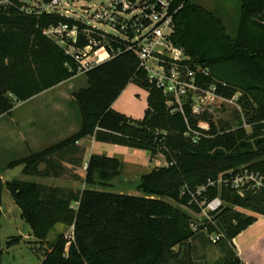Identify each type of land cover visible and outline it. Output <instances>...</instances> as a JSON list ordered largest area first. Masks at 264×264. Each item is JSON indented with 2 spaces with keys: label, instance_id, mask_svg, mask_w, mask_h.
<instances>
[{
  "label": "trees",
  "instance_id": "1",
  "mask_svg": "<svg viewBox=\"0 0 264 264\" xmlns=\"http://www.w3.org/2000/svg\"><path fill=\"white\" fill-rule=\"evenodd\" d=\"M167 1L172 15L171 42L189 56L188 67L199 64L208 71V75L196 74V84L203 88L213 84L215 92L226 98L239 93L250 132L242 125H216L206 110L192 113L189 101L181 109L168 104V97L148 79L124 41L95 30L90 35L105 45L111 57L84 71L87 84L74 93L81 116L79 129L8 167L23 164V175L40 177L58 176L63 161L81 167L83 151L76 142L86 136L144 150L150 159L161 154L166 165L140 175L138 189L143 195L91 188L65 193L58 187L0 178V206L6 188L32 236L43 241L58 223L71 228L69 236L60 233L49 243L50 250L40 264H185V260L171 261V250L180 245L177 253H183L182 246L196 232L187 227V215L163 197L189 205L187 189L240 166L264 175V0H238L239 17L232 31L220 17L192 0ZM59 23L77 25L74 47L88 44L81 32L84 25L70 17L0 12V26L4 27L0 34V115L13 107L10 94L16 101L26 100L76 72L78 64L72 56L42 34L43 28ZM64 62L71 65L72 72ZM129 82L147 92L140 119L111 108ZM41 163L43 169H39ZM121 167L116 157L92 154L85 165L84 181L94 185L97 176L99 186H108ZM216 194L213 188L209 196ZM221 196L234 206L264 215V188L243 195L226 189ZM213 215L214 224L207 223L208 231H222L227 242L256 219L231 206H223ZM20 240V235L13 236L5 247ZM2 252L0 249V255ZM219 264L242 263L232 255Z\"/></svg>",
  "mask_w": 264,
  "mask_h": 264
},
{
  "label": "rangeland",
  "instance_id": "2",
  "mask_svg": "<svg viewBox=\"0 0 264 264\" xmlns=\"http://www.w3.org/2000/svg\"><path fill=\"white\" fill-rule=\"evenodd\" d=\"M73 2L75 4L74 8H77L80 5H87L91 3H106L108 0H73ZM192 2L205 7L220 17L229 31H232V29L236 26V22L239 17L238 0H192ZM103 28L109 31L107 27L104 26ZM3 30L4 27L0 26V34ZM42 34L58 46L65 55L72 56L71 53L78 49L77 47L72 48L67 45V39L70 38L64 34L47 33L46 28L42 29ZM90 55H92V53ZM89 61L93 62L92 56L89 58ZM63 66L66 67L68 71H73V68L68 62H64ZM193 67L198 69L201 65L194 64ZM196 74L199 73L197 72ZM86 84L85 75L82 71H79L77 67L76 72L73 73L69 79L47 88L49 91L45 96L36 97L33 100H29L28 103L29 105H34L36 107H40L42 104L46 105L48 108V110L45 111L47 115L46 118L45 116H36V119L41 122L47 120L50 121L51 124L55 125L54 130L56 132L60 129L59 127L56 128V125L59 124L61 119H64L67 123H71L73 126H78L79 129L81 116L75 102L74 93H76L79 89L84 88ZM234 96V99L228 101L220 102L219 100H215L209 102L206 106V111L211 115L212 120L216 123V125H227L231 128L242 125L247 132H250V126L245 122V116L243 114L241 104L238 102L239 93L234 94ZM10 97L14 103L13 106H15V96L10 94ZM48 105L53 106L49 107ZM63 108L67 110L65 117L62 113L64 111ZM145 108L146 91L132 82L127 83L113 106L114 110H117L132 119H140L143 116ZM29 118L31 117L29 116ZM14 121L15 118H11L10 115L4 118V120L0 123V178L3 182L9 181L13 178H19L33 183L58 187L65 193L69 190L79 191L82 188L98 186L97 176L95 177L97 182L94 185L85 183V167L77 168L71 165L63 166L58 176L49 177L23 175L21 173L23 164L9 168L8 164L10 162L23 159L30 153L40 151L59 142H52L50 144L41 143V145L35 146L36 148L33 147L35 150L31 148V144L28 143V141H24V145L17 141L15 142L16 136L15 133L12 132L14 131ZM113 152H115V150L109 146H96L93 151H91V153L95 154L111 155L118 158V160L122 162L120 174L108 180L111 184L104 188V190L107 191L143 195V193L138 189L140 175L151 171L155 167L166 165V161L161 154H158L153 159H150L148 152L130 148L127 152L128 155L123 158L121 154L125 155V152ZM123 160L126 163H124ZM44 167L45 165L42 163L39 165V169H43ZM163 199L187 215V227L189 229H191V219L197 220V222L200 223L205 217L202 216V214H199L196 211V208L192 207L190 204L184 205L167 197H163ZM73 205L75 204L73 203ZM226 206H231L233 209L236 207L239 211H243L246 215H256L250 210L234 206L227 201L224 204V207ZM17 211L18 208L14 204L9 191L4 188L2 192V204L0 206V249L3 250L0 255V264H40L44 254L50 250L49 243H52L60 233H63L66 236H69L71 233L70 227L63 224H56L48 233L47 238L40 241L28 232L29 230L27 228V224L24 221H20ZM21 223H24L22 224L23 227L21 226ZM21 229L23 232L29 233L28 236H25L26 240L21 241L18 245H13L12 248L7 249L5 247L6 241L11 239V237L20 234ZM196 238L199 239L198 244L194 241ZM191 240V243L188 241L187 244L182 246L183 253L182 250L177 253V251L180 250V245L175 246V248L171 250L173 253L169 256V259L171 261L176 259L181 261L185 260V264H193L198 258L208 257L210 260L214 259L212 260L214 261V264H219L225 259L224 255L220 254V250L226 248L229 249L228 242L225 237L217 243H212L206 237L205 233L197 232L193 237H191Z\"/></svg>",
  "mask_w": 264,
  "mask_h": 264
},
{
  "label": "built area",
  "instance_id": "3",
  "mask_svg": "<svg viewBox=\"0 0 264 264\" xmlns=\"http://www.w3.org/2000/svg\"><path fill=\"white\" fill-rule=\"evenodd\" d=\"M74 7L73 0H0L2 13L17 12L30 16L60 14L84 25L81 32L88 38V44L71 53L78 64V70L83 73L111 57L105 45L90 35L97 30L102 36L112 34L124 41L125 48L131 50L140 65L148 71V79L154 81L156 87L168 97V104L175 103L181 109L182 104L189 101L192 113L197 114L205 111L209 102L234 99V95L226 98L217 94L213 84L208 88L196 84V73L208 75V71L202 66L198 69L188 67L185 62L189 56L183 48L171 42L172 15L167 0H108L106 3ZM46 32L68 36L70 39H67V45L73 48V43L77 41L78 27L76 24L68 27L66 23H59L46 27ZM91 56L93 62L89 61ZM213 188L217 194L210 197ZM262 188L264 175L240 166L221 173L216 179H208L192 190L187 189L189 204L205 216L200 223L191 219V229L196 233H205L212 243L219 242L225 237L224 233L217 229L209 232L207 223L214 224L213 214L220 211L226 202L221 196L222 191L229 189L243 195L245 192H258ZM234 209L239 210L236 207Z\"/></svg>",
  "mask_w": 264,
  "mask_h": 264
},
{
  "label": "crops",
  "instance_id": "4",
  "mask_svg": "<svg viewBox=\"0 0 264 264\" xmlns=\"http://www.w3.org/2000/svg\"><path fill=\"white\" fill-rule=\"evenodd\" d=\"M49 89L31 97L30 99L27 100H18L16 101L15 106L12 107L9 113L7 114H2L0 115V123L4 120V118L8 117L11 115V118H15L13 127H14V132L15 133V142L22 143L24 145V141H28V143L31 144V148L41 145V143H52V142H57L65 139L66 137L72 135L78 130V126H73L71 123H67L64 119H61L59 124L56 125V128L59 127L60 129L57 130V132L54 130L55 125L51 124L50 121H39L36 119V116H45L46 118V110L48 108L46 107L45 104H42L40 107L39 106H34V105H29L28 101L33 100L36 97L38 98L39 96H45ZM122 92V91H121ZM120 95V94H119ZM147 96V92H146ZM42 98V97H40ZM118 98V97H117ZM117 98L114 100V102L111 104V108L113 109L114 103L117 100ZM53 106V105H48ZM55 106V105H54ZM60 108V107H59ZM64 109V108H63ZM19 110V111H17ZM114 110V109H113ZM117 111V110H115ZM17 112V113H16ZM119 112V111H117ZM63 116H66L67 110L64 109L62 112ZM121 113V112H119ZM15 114V115H14ZM123 114V113H122ZM125 115V114H124ZM29 116L31 118H29ZM127 116V115H125ZM129 117V116H127ZM60 118V117H59ZM130 118V117H129ZM76 145L80 147L83 151V156H82V166L85 167L86 162L90 155L95 154L91 153L93 151L94 147L96 146H109L115 150L113 153H117V151H122L125 152V155L121 154L124 157L128 155V151L130 147L118 145V144H113V143H108V142H101V141H96L94 139V136H86L80 139L79 141L76 142ZM36 148V147H35ZM134 149V148H132ZM35 150V149H33ZM105 153V152H104ZM89 155V156H88ZM105 155V154H103ZM111 156V155H107ZM124 163H126L123 160ZM71 164L63 161L62 166H70ZM73 166V165H71ZM75 167V166H74ZM77 167V168H81ZM108 185L111 184L110 181L107 182ZM97 186V185H96ZM108 186H92V187H87L91 189H96V190H104ZM84 189V188H82ZM81 189V190H82ZM18 208V207H17ZM18 214L20 221H24L21 218L20 215V210L18 208ZM256 219L245 229H243L241 232H239L236 236H234L231 241L228 242L229 249H221L220 254L224 255L225 257H229L234 255L237 257L242 264H264V215H254ZM24 223H21V226L23 227ZM61 224V223H58ZM28 226V225H27ZM28 228V232L31 233V229ZM28 232H23L21 229V233L18 234L21 236V241L26 240L25 236L29 235ZM197 244L199 239L194 240ZM19 242V243H20ZM189 242L191 243L192 240L190 239ZM18 245V244H17ZM13 247V246H12ZM10 247V248H12ZM9 249V248H7ZM223 250V251H222ZM214 260V259H212ZM210 260L208 257L206 258H198L197 260L194 261L193 264H214V261Z\"/></svg>",
  "mask_w": 264,
  "mask_h": 264
}]
</instances>
